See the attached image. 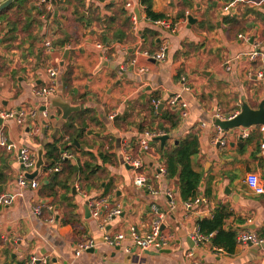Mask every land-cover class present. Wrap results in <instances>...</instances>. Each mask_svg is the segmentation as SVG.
<instances>
[{
	"label": "crops",
	"instance_id": "crops-1",
	"mask_svg": "<svg viewBox=\"0 0 264 264\" xmlns=\"http://www.w3.org/2000/svg\"><path fill=\"white\" fill-rule=\"evenodd\" d=\"M142 1L56 0L54 6L43 0H17L0 12V113L38 109L35 118L22 125L0 116V131L37 158L42 151L44 159L38 188L20 191L22 167L16 152L0 148V174L7 177L0 195L12 197L0 207V264H26L31 259L39 264H264L262 245L236 244L229 253L214 245L212 237H192L200 222L211 220L222 207L229 215L225 231L235 232L237 238L264 232V196L255 195L246 183L254 173L264 184V125L222 129L226 144L219 145L220 127L214 122L218 112L229 119L241 113L244 103L254 110L264 103V78L258 77L264 60L249 57L264 51V0H153L154 12L167 17L160 21L169 28L149 19ZM140 42L151 53L166 48L162 62L141 60L148 69L143 73L129 65ZM101 56L109 66L97 71ZM50 69L58 71L55 96L80 106L66 119L51 103L49 117L41 114L37 91L51 86ZM175 95L187 104L184 110L174 106L180 109V124L170 134H159L169 136L164 144H153L154 137H145L153 101L159 111L172 110ZM82 112L86 114L80 116ZM71 121L74 128L68 132L77 135L73 141L65 133ZM245 129L247 138L241 133ZM193 134L199 139L193 170L203 174L196 199L202 201L189 211L185 204L193 200L181 198L179 178L156 174L166 169L158 149ZM57 141L58 147L71 148L67 153L72 159L67 161L72 165H94L90 188L79 174L69 179V190L50 188L46 155ZM125 155L142 160V172L162 194L135 186V172L125 165ZM66 177L67 172L60 176ZM116 205L122 206L121 215L101 228ZM153 205L166 213L163 234L169 243L164 252H143L128 236L131 227L141 235L149 233ZM37 206L42 207L39 215L34 214ZM96 206L98 218L92 216ZM121 233L127 237L117 247L103 240ZM88 240L97 246L76 257L78 244Z\"/></svg>",
	"mask_w": 264,
	"mask_h": 264
},
{
	"label": "built area",
	"instance_id": "built-area-1",
	"mask_svg": "<svg viewBox=\"0 0 264 264\" xmlns=\"http://www.w3.org/2000/svg\"><path fill=\"white\" fill-rule=\"evenodd\" d=\"M46 3L52 2V0H43ZM242 1V0H240ZM132 4L130 2L127 3V6L130 7ZM132 21L134 24L136 23L135 18H132ZM158 25L164 26L169 28V24L166 21H157L155 22ZM242 37V36H240ZM48 46H50V43H48ZM99 48H102L101 45H98ZM249 57L251 60H256L257 58H261L264 60V51L259 50V51H254L249 54ZM166 59V48H161L159 52L157 53H151L148 50H144L142 42H140L137 46V51L130 61L129 65H131L132 68H135L138 70L139 73L146 72L147 66L146 65H140L141 60L142 61H156V62H162ZM49 79L51 82L50 87H45L41 90L37 91V95L41 98V103H42V108L44 107L45 109L41 110V114L43 118H48L49 117V112L47 109L48 104H50L49 99L51 97H54L56 95V87L55 83L53 80L57 77L58 71L55 69H50L48 71ZM259 78H264V72H260L258 74ZM154 107L157 109L159 108V103L156 102L155 100L153 101ZM170 105L171 106H179L184 110L187 106L185 102L181 100L180 95H175L171 100H170ZM38 113V109H33L29 112H1L0 116L3 120H15L19 125L24 124L28 119H33ZM238 114H234L231 118L227 119L222 116L220 112L216 114V119L225 121V120H231L237 117ZM116 114H112L109 118L113 120L115 118ZM247 130V131H246ZM261 130L264 131V126L261 127ZM222 133V129L218 128V135L216 138V142L219 145H225L226 141H224L220 134ZM242 133L243 138H247L249 133L248 129H245ZM156 136H161V135H155L150 132H146L145 137L147 138H152ZM262 149L264 150V144H262ZM0 148L5 149L8 152H16V157L19 162V164L22 167V172L18 175L17 178V186L21 190H24L25 188H30L32 190L37 189L39 184L36 179L30 180L26 177L24 172H30L36 165L37 161V155L27 148H19L15 144L11 143L9 139L6 137V135L3 133V131H0ZM72 155H69L68 153H63L62 155V160H71ZM124 163L125 165L129 166L130 168L133 169L135 172V177H134V184L135 186L143 191V192H149L154 195L162 194L160 191L156 190L153 188V186L149 183L147 177L144 175L142 172V168L144 166L142 160L140 158H135L131 155H125L124 157ZM60 165L59 163L57 166L51 170H49V173H58L60 172ZM163 174H165V169H161L159 173L156 174V178H160ZM246 183L249 186V188L252 190V192L255 195L259 196H264V184L261 183L259 176L257 174L251 173L247 176L246 178ZM164 195L170 200V202L173 204V199L172 195L169 192L164 193ZM12 201V197L9 195L2 194L0 195V207L5 206L7 204H10ZM201 199H195L193 201L187 202L185 204L186 210H192L196 205L201 203ZM52 209V208H50ZM42 207L37 206L35 208L34 214L39 215L41 214ZM153 214H154V222L151 226V229L148 234L146 235H141L136 227H131L128 231V236L132 240V243L134 247L140 249L141 251H161L164 248L167 247L169 240L168 238L163 234V226H164V219L166 217V213L161 211L157 205H153L151 208ZM122 213V206L121 205H116L112 210L109 211L107 214V217L104 220V224L101 223V228L104 227L106 222L112 220L115 217H118ZM100 215L99 209L96 206L92 210V216L95 218H98ZM51 221H54V218L51 219ZM127 237V234L121 233L117 234L114 237L110 236H105L103 239L104 242L111 247H117L120 245V243ZM194 240L196 241H203L208 237H204L201 233L200 230H197V232L192 236ZM264 243L263 240L259 239L258 236L255 233L252 232H245L242 233L238 236L237 238V244L240 245H247V244H253L256 246H261ZM97 246L96 242L94 240H88L86 242L78 244L76 251H75V256L80 257L83 252H87ZM127 252L130 251V249L126 250ZM36 259H31L28 263L26 264H37Z\"/></svg>",
	"mask_w": 264,
	"mask_h": 264
},
{
	"label": "trees",
	"instance_id": "trees-1",
	"mask_svg": "<svg viewBox=\"0 0 264 264\" xmlns=\"http://www.w3.org/2000/svg\"><path fill=\"white\" fill-rule=\"evenodd\" d=\"M142 3L146 7L149 19L158 21L167 18L163 14L154 12L153 0H143ZM104 41L110 43L107 38H105ZM171 109L172 110L162 109L159 111V109H155L154 106L151 108L152 123L148 126L151 133H155V135H159L160 133L170 134L178 128L181 121L180 109L174 106ZM85 114L86 112H82L80 116ZM157 120H159V122L156 124ZM73 128L74 126L72 121L68 122L65 133L70 139H72V141L77 137V135L69 133L68 129L72 130ZM152 143L158 144L155 137L153 138ZM58 144L59 141H57L55 145L50 146L46 155V172L55 168L58 163L62 168L60 173L50 174V188L58 186L69 190L67 185L69 179L78 174L83 178L81 183L85 185V188H90L92 186L90 184V180L92 175L95 173V171H92L94 165L85 163L84 167H81L80 165H72L67 160H62V154L65 152L70 153L72 150L66 144H62L61 147H58ZM198 149L199 139L196 134L188 136L186 139L181 140L178 144L169 141L165 144L163 149H158V152L161 155L160 160L166 168L165 175L167 179L170 180L177 177L179 178L180 194L184 201L194 200L199 195L203 174L193 170V157L198 154ZM75 153L76 152L73 154ZM66 172L67 177L60 178L62 173ZM6 180L7 177L4 174H0V184L5 183ZM228 216L226 208L222 207L216 209L211 220H203L200 222L199 230L204 237H212L214 239V245L232 253L237 244V234L235 232H227L224 230V223ZM258 238L264 240V232L259 235Z\"/></svg>",
	"mask_w": 264,
	"mask_h": 264
},
{
	"label": "water",
	"instance_id": "water-1",
	"mask_svg": "<svg viewBox=\"0 0 264 264\" xmlns=\"http://www.w3.org/2000/svg\"><path fill=\"white\" fill-rule=\"evenodd\" d=\"M16 1L17 0H6L4 3L0 5V12L9 8ZM52 3L55 6L56 0H52ZM192 22L193 20L190 17V23ZM101 58H102L101 65L98 67L97 71L101 70L103 67L109 66V63L105 60V58L103 56H101ZM49 102L53 107L57 106L63 110L64 119H66L68 114L80 110V106H73L70 102L63 100L60 96L51 97L49 99ZM43 109L45 108H42V110ZM214 122L217 126H219L223 130L249 128L253 125H264V103H261L260 107L257 110L252 109L247 103H244L241 113L238 114L236 118L225 121L216 119ZM168 138H169L168 135H162L156 137L155 140L160 141L162 144H164ZM43 166H44V159H43L42 151H40L33 171L31 173L29 172H24V173L28 179L30 180L36 179L39 177V174ZM86 211L90 213L88 204L86 206ZM262 247H264V243L262 244Z\"/></svg>",
	"mask_w": 264,
	"mask_h": 264
}]
</instances>
